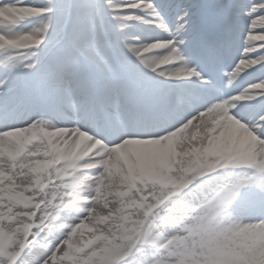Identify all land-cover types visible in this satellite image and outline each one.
Segmentation results:
<instances>
[{
	"label": "snow or ice",
	"instance_id": "obj_1",
	"mask_svg": "<svg viewBox=\"0 0 264 264\" xmlns=\"http://www.w3.org/2000/svg\"><path fill=\"white\" fill-rule=\"evenodd\" d=\"M0 264H264V0H0Z\"/></svg>",
	"mask_w": 264,
	"mask_h": 264
}]
</instances>
